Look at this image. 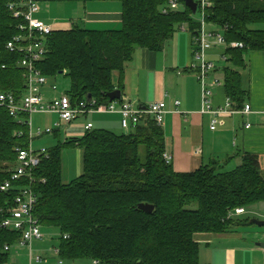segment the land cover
I'll return each instance as SVG.
<instances>
[{
  "label": "trees",
  "instance_id": "trees-1",
  "mask_svg": "<svg viewBox=\"0 0 264 264\" xmlns=\"http://www.w3.org/2000/svg\"><path fill=\"white\" fill-rule=\"evenodd\" d=\"M10 1L0 0V92L20 99L24 93L18 65L21 55L8 51L6 45L25 33L17 27L22 20L13 18L7 7ZM100 1L119 3L120 27L95 31L75 24L67 30H53L45 40L47 53L36 65L50 80L59 75L69 79L66 94L72 104L88 95L97 106L108 104L106 94L120 91L125 68L136 50L161 51L182 25L191 39L200 30V22L182 0H176L181 6L176 10L168 7L171 0ZM204 20L225 28V95L231 107L240 110L247 97L241 86L245 55L251 51L264 54V30L258 28L264 24V0H211ZM233 42L242 47H230ZM164 138L161 126L144 116L128 132L94 129L78 138L59 139L40 158L30 187L36 195L33 215L41 228L57 230L54 241L59 261L201 264L195 234L232 231L238 220L229 216L235 209L264 206V174L256 155L241 153L238 166L230 171L212 162L194 172L176 173L165 158ZM27 146L26 127L6 109L0 110V184L10 177L16 150ZM64 148L82 152L81 174L68 184L62 182L61 174ZM17 183L13 186H29L26 179ZM17 192L0 193V208L12 205ZM139 205L153 210L144 212ZM19 238L20 233L0 228V264H6L10 256L4 247H12Z\"/></svg>",
  "mask_w": 264,
  "mask_h": 264
},
{
  "label": "crops",
  "instance_id": "crops-1",
  "mask_svg": "<svg viewBox=\"0 0 264 264\" xmlns=\"http://www.w3.org/2000/svg\"><path fill=\"white\" fill-rule=\"evenodd\" d=\"M105 5L107 9H102ZM109 6L114 7L109 2H105L95 4V7L102 8L89 11L84 8L86 11L83 18L84 25L99 27L103 25L100 29H90L95 31L118 29L122 18L121 10H110ZM178 8L180 9V6ZM69 25L65 29L71 28L73 24ZM209 26L213 28L209 30H219L211 25L206 27ZM218 47L209 50L205 56L206 60L214 65L207 79L212 92L210 101L213 109H223L228 101L222 74V68L226 64L223 57L225 46H220L221 50ZM245 60L246 68L241 74V86L247 92L244 105H249L250 111L248 114H241L236 109L232 114H223L215 118L213 130L211 121L214 117L201 113V88L195 69L197 64L192 58V39L184 25L166 42L161 51L150 52L144 49L135 51L133 59L125 68L120 89L121 98L116 100V104L128 103L135 109L143 110L152 103L165 102L167 113L163 117L161 129L165 137V154L170 157L172 169L176 173L194 172L212 162H217L223 165L226 171H230L238 166L241 153H249L258 157L264 174V54L251 51L245 55ZM214 80H218V85L213 84ZM53 96L48 94L45 97ZM174 101L180 103L178 107L174 106ZM93 115V117L100 116L94 120L98 129L118 134L125 132L120 126L118 113ZM82 118L85 119V124L91 123L90 116ZM94 123L91 130L95 129ZM74 132L81 137L85 133L84 126L66 125L65 134ZM78 161L77 168L80 171L77 177L82 171L81 150ZM246 211L237 216L238 223L234 225L232 231L194 235L193 239L199 247L198 257L201 264H238V262L252 264L251 253L257 255L254 264H264V257L260 253L264 229L250 222L256 219L244 218ZM259 213L262 217L260 221H264V212ZM247 219L249 220L245 221ZM17 247V243L11 247L10 253L13 255L9 256L7 263H20L15 261L18 257ZM54 248L53 245L44 247L43 250L53 254ZM36 256L41 258L39 264H46L43 255Z\"/></svg>",
  "mask_w": 264,
  "mask_h": 264
},
{
  "label": "built area",
  "instance_id": "built-area-1",
  "mask_svg": "<svg viewBox=\"0 0 264 264\" xmlns=\"http://www.w3.org/2000/svg\"><path fill=\"white\" fill-rule=\"evenodd\" d=\"M193 1L197 6L196 13H200L201 21H199V32L196 36L192 37V58L197 64V67H195L197 71L196 77L201 88V113L210 114L214 117L211 121V129L213 130L215 127V118L223 114H232L236 111L231 109L229 100L223 109H213L210 101L212 92L207 83L209 73L214 69V65L207 61L205 56L209 50L216 46L226 45L223 36L225 28L219 29L218 31L207 30L204 17L206 10L211 5V0ZM7 7L12 13L13 18L22 20L17 27L19 31L25 33L24 35L21 34L14 37L6 45L8 51L18 52L21 55L18 65L22 70L24 95L20 99H16L11 93L0 92V110L6 109L9 116L26 127L28 146L25 149L16 150L15 166L10 177L0 184V193H8L13 189L18 190L12 205L6 203L5 207L0 208V214L2 215L0 228L20 233L17 246L28 249V264H32V262H41L40 257L33 255L32 245L34 242L43 240L41 227L33 215L36 195L30 188L33 182L32 171L39 165L40 158L46 155L47 152L45 149L34 151L32 149V141L44 135H49L53 131L50 128H46L44 131L40 129L33 131L31 116L35 114H55L58 116L59 121L54 125L56 128H59L62 125L71 124L80 117H87L93 114L118 113L121 128L128 132L135 128L144 116L152 117L156 124L161 126L167 110L166 104L163 101L152 103L147 109L141 110L131 107L128 103L118 105L116 101L99 106L95 105V101L93 100H84L72 104L71 99L66 93L51 98L45 97L42 91L48 86L49 79L42 75L36 65L44 59L47 53L45 40L52 33L53 28L37 18L40 9L39 3L36 0H12L8 3ZM168 7L170 10H176L178 8L177 1H169ZM167 11V9L163 10L164 13ZM229 46L232 48L242 47L240 43L236 42L230 43ZM213 84L218 85V80H214ZM49 89L55 92L56 87L50 86ZM173 104L175 107H178L180 103L174 101ZM249 111V105H244L238 113L248 114ZM248 127L249 125L246 126V128ZM91 129V123H87L84 126L85 131ZM165 158L167 161H170V157L165 155ZM25 179L29 182V186H13V184H18L17 182ZM241 214H244V210L238 208L229 217H236ZM4 251L11 252V247L5 246ZM260 251L264 257V237ZM53 253L57 256L58 250L54 248ZM58 264H62V261H59Z\"/></svg>",
  "mask_w": 264,
  "mask_h": 264
},
{
  "label": "rangeland",
  "instance_id": "rangeland-1",
  "mask_svg": "<svg viewBox=\"0 0 264 264\" xmlns=\"http://www.w3.org/2000/svg\"><path fill=\"white\" fill-rule=\"evenodd\" d=\"M98 3H105V1H100V0H84L83 1L82 0L78 3L77 2L76 3L42 2V3H39L40 14L39 16L37 15V18H40L46 24L53 26V28L56 30H67L65 28L69 27L70 26L69 24H73V25L77 24L79 27H83L87 29H94V28L100 29V28H103V25H100L99 27L97 25H93V26L92 25L89 26L87 24L84 25L83 23V18L85 16L86 11L97 9V8H102V7H103L102 9H107L106 8L107 4L105 5V7L104 6L95 7V4L97 5ZM109 3L110 5L114 6L113 8L109 6L110 10H113V9L118 10V11L120 10L119 9L120 5L118 2L116 3L109 2ZM84 8H86L87 10L85 11ZM194 18L197 21H201L200 13L197 12ZM110 24L113 25L112 22ZM258 28L264 30V24L258 26ZM206 29L209 30L213 28L209 26V27H206ZM218 49L221 50V47H218ZM50 86L56 87L55 92L49 89ZM69 90H70L69 79L64 75H59L55 78H52L51 80L49 79L48 86L43 89L42 93L45 96L48 94L50 96L52 95L58 96L60 94H65ZM89 116H90L91 124L94 123L95 119H98L100 117V116L93 117L94 115H89ZM31 121H32L33 131H36L37 129L44 131L46 128H50L53 131L49 135H44L32 141V149L34 151H39L41 149L48 150L50 148H53L57 145V141L59 139L61 140V142H64L66 138H78L79 137L78 134H75L76 132L71 133L69 135L65 134L66 125H62L61 127L56 128L54 124L58 122L59 119H58V116L55 114H35L31 116ZM71 124L79 125V126L86 125L85 119L82 117L72 122ZM95 129H98L96 124H95ZM57 131L60 132L59 136L57 135L58 134ZM78 160H79V149L64 148L61 151L62 182L64 184H68L70 181H72L73 179L77 177L78 172L80 171L77 168L78 162H79ZM249 210L251 211L249 212ZM249 210L246 211V215L244 216V218L256 219L259 221L262 219L259 212L261 211L264 212V206L259 205L253 210L252 208ZM41 231L43 233V240L33 243L32 245L33 255L34 256H36L37 254L43 255L46 258V264H58L59 260L54 253L50 254L43 250L44 247H49L53 245L54 247L56 246V242L53 240H56V238L58 237L57 230L53 228H49V229L41 228ZM250 242H252V240H250ZM16 250H18L17 251L18 257L15 258V261L20 262L19 264H27L28 263V249L17 247ZM10 255H13V254L10 253ZM256 257L257 255H254L253 253L250 254V259L252 261V264L255 263ZM32 264H39V263L32 262ZM62 264H92V263L89 260H77L74 262L63 260Z\"/></svg>",
  "mask_w": 264,
  "mask_h": 264
},
{
  "label": "water",
  "instance_id": "water-1",
  "mask_svg": "<svg viewBox=\"0 0 264 264\" xmlns=\"http://www.w3.org/2000/svg\"><path fill=\"white\" fill-rule=\"evenodd\" d=\"M184 6L189 9V11L191 12L192 15H195L196 10H197V6L196 3L193 0H182ZM106 98L108 99V102L111 103L113 101L116 100H120L121 95H120V91L119 90H114L111 93L106 94ZM87 101L91 100V96L88 95L87 96ZM139 210H142L144 212L147 213H151L153 210V207L149 206V205H139L138 206ZM252 224L256 225L257 227H261L264 229V221H257V220H251L250 221Z\"/></svg>",
  "mask_w": 264,
  "mask_h": 264
},
{
  "label": "bare ground",
  "instance_id": "bare-ground-1",
  "mask_svg": "<svg viewBox=\"0 0 264 264\" xmlns=\"http://www.w3.org/2000/svg\"><path fill=\"white\" fill-rule=\"evenodd\" d=\"M47 42V41H46ZM18 66V65H17ZM20 133V132H19Z\"/></svg>",
  "mask_w": 264,
  "mask_h": 264
}]
</instances>
